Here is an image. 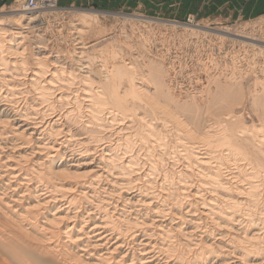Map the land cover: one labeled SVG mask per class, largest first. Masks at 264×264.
Segmentation results:
<instances>
[{"label":"bare ground","instance_id":"6f19581e","mask_svg":"<svg viewBox=\"0 0 264 264\" xmlns=\"http://www.w3.org/2000/svg\"><path fill=\"white\" fill-rule=\"evenodd\" d=\"M52 3L44 6L52 9ZM44 6L0 16V264H264V219L255 211L258 192L264 191V169L258 170L264 166V142L254 126L240 124V116L232 113L241 88L222 83L219 93L210 92V102L228 112L224 117L216 114L219 106L213 112L212 129L202 141L206 152L184 143L188 165L198 164L201 170L182 171L177 175L180 185L167 188L163 178H155L163 160L155 147L164 141L156 123L144 118L156 108L147 100L156 99L157 107L159 98L170 104V112L162 103L158 109L168 111L175 124L180 121L176 113L191 112L184 113L192 119L194 134L204 125L201 109L193 98L181 103L164 72V60L154 57L148 41L137 53L140 73L136 61L117 59L119 50L104 51L100 36L82 42L95 28V11L77 12L70 26L73 38L79 39L77 53L101 46L104 56L99 54L98 65L74 56L80 71L74 72L59 64L57 53L49 60L45 34L33 24L38 15L53 11H32ZM221 32L230 33L228 28ZM149 63L157 68L150 71ZM260 71L252 99L262 102L264 67ZM144 97L147 103L139 100ZM141 102L152 106L143 105L149 111L143 116ZM106 118L139 122L144 155L137 154L131 134L119 137L121 142L104 140L106 133H100ZM77 124L82 132H72ZM74 142L83 145L77 154L71 153ZM231 160L237 170L223 174L222 165ZM240 160L251 167L244 169Z\"/></svg>","mask_w":264,"mask_h":264},{"label":"rangeland","instance_id":"374dc122","mask_svg":"<svg viewBox=\"0 0 264 264\" xmlns=\"http://www.w3.org/2000/svg\"><path fill=\"white\" fill-rule=\"evenodd\" d=\"M194 5L195 2L193 0H133V1L131 0L126 4H123L121 2L120 5L111 4L109 6L94 5V6L80 7V8L79 7L61 8L57 5V2L55 0V2L50 5L53 7L52 9H50L49 6H44L49 8H45L44 10L42 9L44 7H41L42 10L40 8L32 10V11L37 10L38 13L39 12L41 13V11L43 12V11L53 10L50 12L51 14L49 13L48 16L45 15L44 17V15L41 14L38 15L36 21L33 24L35 25V28H37L40 31H43L45 34V38L47 39V42L45 44L46 45L45 47L47 48L46 49L47 53L46 51L45 53L46 54L50 53L49 60H53L54 59L53 56H56L57 53L58 56H60L59 60L62 61L59 64L62 63L63 65L64 63L63 66H66L67 69H69V71L74 70V72H80L79 68H77L79 67L78 62L77 64H75L77 58H75L74 56L76 57L81 56L82 58H80V60L82 59V61L84 62L88 60L92 61L93 59L92 64L93 62H95V64L93 65L96 66L98 65L99 63L98 61L101 59V57L104 56L103 52L106 50L113 49V51H117V52L119 50L117 54L118 57L117 59L119 61H126L130 59L133 62L136 61L138 64L136 62L134 63H136L137 69H139V71L137 70V73H140L142 67V64L140 63L142 58L137 56V53L138 52L141 53L142 51L141 45L143 44V41L144 42L148 41L147 43H149V46H152L149 49L151 50V52L154 53L153 54L154 57L157 56L159 57L158 58L159 60L160 59L161 61L164 60V62H162L163 63L162 66L165 69L164 72L166 71L167 73L165 72V74H167V76L171 78L170 81L173 87L174 88L177 87L175 89L176 91H178V95H180L179 97H180V101H182L181 103L184 104L186 100L191 101V98L194 99V102H196L199 109H201L199 112L202 114V119L204 121V122L202 121L204 125L202 124L201 126L202 128L200 129L199 132H197L198 134L197 133L194 134L195 132L193 131L194 129H193V122L191 121L192 119H190L191 118L190 115H188L189 117L187 116V114H192L191 112L188 113L187 111L182 110L181 112L183 113L184 116L181 115L182 113L180 111L178 112H180L181 114L176 113L178 120H180L179 121L180 126H179L178 123L175 124L176 122H174L171 118L168 117L167 114V112L169 111L168 107H170L171 109L170 108L169 109L170 111H172V106L170 104L169 106L168 103H165L164 99H162L163 101L160 100V98L157 100H159L160 104L162 103L161 106H164L165 110L168 111H165L163 107H162L163 110L161 107H160L161 110L158 109L160 104L158 105V107L156 106L155 104L156 99L149 98V100H147L148 99L147 97H144V100L139 99L144 101L145 103H147L146 100L148 102L151 100L150 102L153 103L152 104L150 103V105H154L156 107L154 109L155 112L152 113L150 112L151 114H154L155 119L153 116H150L151 115L150 113L147 114V116L145 115V113L143 114V111H148L145 108L152 109V106L149 107V104L144 105V102H141V108L145 107L144 108L145 110L142 109L141 111L140 110L141 108H139V110L142 116L145 115L144 118L146 120H148L149 122L151 121L152 123H156L153 125H155L156 128L160 130L159 133H161V136L163 135L162 139L164 141V145L156 146L155 152L163 155L162 161L164 162L163 164H161L162 161L159 162L160 164L158 163L157 165L158 168L156 171L157 174L155 175V178H158V180H161L163 178L164 180L163 179L162 180L164 183L161 182L162 180L159 182H161L162 185L164 184V186H166L167 188H173L175 186L180 185V180H178L179 176L177 175H179V173L181 175L182 171L189 170L188 173L192 171L194 174H196L201 170V166H199L198 164L192 163L193 166L188 165V160L185 156L186 154L185 152H187V148L185 147L184 143L185 142L188 143V144L185 143L187 146L191 144L192 146L197 148V151L201 153L207 151L206 150L207 146L202 141H204V135L206 133L205 131L208 132V130L212 129V127L210 126L212 125L214 120L213 112L219 106L210 101L213 100L212 95L215 93V91L216 92L218 91V93L220 92V88L218 86L222 85V83L224 85L232 82L238 85L239 88H241V90L243 91L242 97L238 101L239 103L237 102L236 104L233 105V107H231L232 108L231 110L233 111L232 113L240 116L238 117L240 120V124L245 125L248 128H253L252 126H254L255 127L254 131L260 135L259 137L264 142V113L262 111V105L264 104V101L260 102V101H254L252 99L256 97L254 96L255 95L254 81L256 80L255 77L259 76L258 74L261 73L260 70L262 69V67H264V16L256 17L250 20H237V21H223V20L215 21L208 19H200L199 17H193L192 15H189L193 10V8L195 7ZM21 9L23 11H21ZM83 10L97 12L98 18H97V23L92 24L93 28L95 27L94 29H92L94 32L92 30L89 31V33H87L86 36H83L82 42L83 41L89 42L93 38L100 36L99 44L101 45L103 43L102 45L105 48L104 51H102L103 46L101 45L102 48H100L101 46L98 45L97 48L99 49H96L95 47V49H93L94 51L87 50L85 52L86 54L84 52L81 54L77 53L80 51V49L77 48L79 46V44H77V40L79 39L76 40L73 38L76 35L72 33L74 30L70 26V23L73 21L72 18L74 19L77 12ZM28 11L31 10H26L23 6V1L21 0L18 1L7 0L0 4V16L1 15L9 16L16 12H28ZM224 28H228L230 33L226 34L221 32ZM106 40L107 42H109L110 40L111 41L108 44ZM137 42L139 45L137 44ZM130 44L133 46V47L131 46L132 47L131 49L129 47ZM107 46H109L111 49ZM128 49L130 51H127ZM155 53L157 55H155ZM99 54H102V56ZM86 55L91 59L88 58ZM130 55L133 56L130 57ZM162 55L166 58H164ZM138 58L141 59L138 60ZM72 59L73 61H71ZM149 66H150L149 67L150 71L151 70L154 71L157 68L156 65L153 63H151ZM224 76L227 78H225ZM137 77H141V75H138ZM224 79L226 81H224ZM218 81H220L221 84H219L220 82ZM236 85L233 86L236 87ZM215 86L216 88L214 89ZM210 92L211 94L212 93L213 94L211 95ZM214 95H216V93ZM164 103L166 104V106ZM199 104L202 105L199 106ZM138 107L140 106L138 105ZM216 111H217L216 114L220 113L219 115L221 117H224L225 113L228 112L221 107L220 109H216ZM140 112L138 113V115H140ZM184 112L185 113L187 112V114H185ZM106 119L107 120H105L104 131L100 133L103 136L106 133L105 134L106 136H104V138L106 137V139L104 140L111 139L112 142L113 141L116 142V140L114 139H117L118 140L117 142L119 141L121 142L122 140L119 139L120 138L123 139L125 133H127L126 135L128 136L129 134H131L130 136L132 138V141L134 142L135 150L137 147H138L137 149L140 150L139 152L138 150L136 151L137 154H139L140 156L144 155L143 153L145 152V149L139 146L141 144L140 133L144 131L143 130L144 128L142 126L140 127L139 122L132 124L133 122L130 123L128 118H125V120L127 119L126 120L127 122L125 120H119V119L116 120H111L110 118H106ZM190 121L192 123H190ZM106 124L108 126H106ZM128 124H130L131 129ZM78 125L79 124L75 125L76 127L75 129L74 127L72 128L73 130L72 132L78 133L79 130ZM208 125L209 127H207ZM176 127H177V131L180 130L181 132L180 131L177 132ZM183 129L184 131H186L187 129L188 133L183 132ZM191 130L193 131V136L189 135V132ZM79 132L82 131L79 130ZM176 132L177 133L180 132V134H177ZM107 135L110 137H108ZM132 135H134L135 138ZM177 136L178 138L180 137L179 139L182 138L181 141L184 142L182 143L180 141L179 143ZM73 144H74L72 145L73 147L70 148L71 150L73 149L71 153L77 154L79 153V151H82L83 149L82 144L79 143L80 144L79 145L78 142H74ZM152 144L156 145V143L154 142ZM225 147L227 146L225 145L221 146L224 153L227 152V150L224 149ZM196 148H194L195 151ZM263 148H264V143H263ZM142 149L144 150L141 151ZM69 156H71L70 152L69 153L66 152V157L68 158ZM181 158H183L184 160ZM229 162L225 163L226 165L225 164L222 165L223 174L226 173L228 174L229 171L237 170L236 163L233 160ZM240 162L241 163L243 162L242 164L245 165L244 169H246L247 167L248 168L251 167V164H248L247 160H240L238 163ZM160 165H164V166L160 167ZM160 168L162 171L160 170ZM263 169L264 166L259 167L258 170L263 171ZM248 171H250V169ZM261 171L259 172V174L262 175L263 172ZM191 176H188L184 179L186 181L187 180L189 181L188 178L191 179ZM143 177L144 176H142V180L143 179L145 180V178H147V177L144 178ZM192 177H193L192 179H195L196 176L193 175ZM257 179H259V177H257ZM257 179L255 178V180ZM263 192L262 190L261 191L259 190L258 192L260 199H259V204L257 205L255 210L257 214L256 217L261 216L262 220L264 219Z\"/></svg>","mask_w":264,"mask_h":264},{"label":"crops","instance_id":"0c3cea01","mask_svg":"<svg viewBox=\"0 0 264 264\" xmlns=\"http://www.w3.org/2000/svg\"><path fill=\"white\" fill-rule=\"evenodd\" d=\"M7 0H0V4ZM131 0H56L61 8L109 6L126 4ZM133 1V0H132ZM195 7L189 15L208 20L237 21L264 16V0H193Z\"/></svg>","mask_w":264,"mask_h":264},{"label":"built area","instance_id":"2783aa9c","mask_svg":"<svg viewBox=\"0 0 264 264\" xmlns=\"http://www.w3.org/2000/svg\"><path fill=\"white\" fill-rule=\"evenodd\" d=\"M23 2H25V8H27L28 10L30 9H34L36 8L37 6L41 5V6H44V2H54L55 0H43V3H39L38 4V0H21ZM53 4V3H52Z\"/></svg>","mask_w":264,"mask_h":264}]
</instances>
